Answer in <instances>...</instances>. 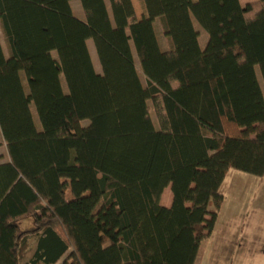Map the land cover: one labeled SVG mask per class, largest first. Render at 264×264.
Masks as SVG:
<instances>
[{"label": "trees", "instance_id": "16d2710c", "mask_svg": "<svg viewBox=\"0 0 264 264\" xmlns=\"http://www.w3.org/2000/svg\"><path fill=\"white\" fill-rule=\"evenodd\" d=\"M70 1L0 0V264H195L227 173L264 178V0Z\"/></svg>", "mask_w": 264, "mask_h": 264}, {"label": "rangeland", "instance_id": "374dc122", "mask_svg": "<svg viewBox=\"0 0 264 264\" xmlns=\"http://www.w3.org/2000/svg\"><path fill=\"white\" fill-rule=\"evenodd\" d=\"M131 1L133 4V7H134L136 17L139 19L141 17L140 15L144 12L142 0H131ZM256 1L257 0H239V3L242 7H244L248 4L254 3ZM76 2H77V4H76ZM72 6H73L74 15L78 19L84 20L85 17H84V13H83L81 5H80V1L74 0L72 2ZM107 7H109L108 3H107ZM193 24H194L195 29L197 31H199V33H200L199 34L200 35V38H199L200 45L202 47H204L203 45H204V43H206L208 36H207L206 32L197 24V22L195 20H193ZM154 29H156V33H157V37H158V41L160 43L161 49L165 48L166 47V44H165L166 39L164 38L160 21H158L154 24ZM0 42H1L2 48L4 50L5 56L8 57L9 56V49H8L4 34L2 32L1 26H0ZM89 48H90V55L92 58V62H93L95 71L97 74H101V67H100L99 61L97 59V55H96V52L94 49L93 42L91 40L89 43ZM133 56H134L135 65H136V69H137L139 78L141 80L142 85L145 87L146 81H145V78L142 74V71H141V68H140V65H139V62L137 60V57H136L134 50H133ZM256 76H257L259 85L262 89V92L264 94V84L262 82V78H261V75H260L258 68H256ZM21 77L23 80V85L25 87V90H27L26 80H25L23 73H21ZM61 84H62L64 91L66 92L67 91L66 84H65L64 79L62 77H61ZM149 106L152 107L150 103H149ZM30 108H31V112L33 114V118H34L36 127L38 130H40L41 126H40V123L38 121V117H37L35 108L33 105H31ZM150 115H151V119H152L154 125L156 127H158L157 120L155 118V114H154L152 109H151ZM83 124L86 125L85 122ZM0 142H2L1 135H0ZM230 172H231V176H235L234 174H239V176H241L240 178H252V179H254L253 177L238 173V172L233 171V170H231ZM230 178H233V177H230ZM228 180L224 184H222L221 189H220L221 194L224 196V202H223V205H222V207L218 213V218H217L215 228L212 232L211 237L206 239V240H203L201 242L195 264H208L209 256H211V255L213 256L214 253H218L219 248L224 247V246L230 248V252L233 255V260L238 261L239 247L241 244V237H242L241 232H240V225L242 223L241 219L244 216V210L248 206L246 200L252 196V194H251L252 193V191H251L252 187H251V185L250 186L248 185L247 186L248 190L246 192H243V194H242L243 199L241 198L242 200H239L238 196L240 198V191H241L240 187L237 189H232L231 185H230V180L229 181ZM170 196L172 197L170 189L167 188L165 190V195L163 198H165V197L169 198ZM244 199H245V201H244ZM250 205H249L250 215H249L248 222L250 223L249 228L251 227L250 229H252V231H253L252 234H254V232H255L254 229L256 227L255 223L258 221L256 219L255 215L258 211L256 209L252 208L253 205H251V206ZM262 233L264 234V230H262ZM255 239L256 238L251 239L252 240L251 242L253 244L257 241V240L255 241Z\"/></svg>", "mask_w": 264, "mask_h": 264}, {"label": "crops", "instance_id": "0c3cea01", "mask_svg": "<svg viewBox=\"0 0 264 264\" xmlns=\"http://www.w3.org/2000/svg\"><path fill=\"white\" fill-rule=\"evenodd\" d=\"M73 1L74 0L70 1L72 10H73V6H72ZM76 4H77V2H76ZM73 13H74V11H73ZM143 14H144V12L140 16H142ZM80 20H82V19H80ZM158 21H160V20L156 19L154 21V24ZM155 34L157 37L156 29H155ZM199 38H200V35H199ZM157 40H158V37H157ZM89 43H90V40L87 41V46H88V49L90 52ZM158 43H159V41H158ZM165 44H166V47L162 49L163 51L167 49V42H165ZM205 44L206 43H204L203 46H205ZM199 45H200V42H199ZM159 46H160V43H159ZM200 47L203 48L201 45H200ZM160 48H161V46H160ZM3 52H4V50H3ZM0 135H1V133H0ZM0 143L3 144V139H2V142H0ZM8 162H9V158L7 155V151H6L5 146L3 145L0 147V164H7ZM230 171L227 173L223 184L230 177H233V178L229 179L230 185H231L232 189H237L240 187L241 191H240V198L238 196L239 200L243 199L242 194H243V192H246L248 190L247 186L251 185V187H252L251 188L252 189L251 190L252 196L249 199L246 198L247 199L246 202H247L248 206L244 210V216L241 219L242 223L240 225V232H241L242 237H241V244L239 247L238 261L233 260V255L230 252V248L224 246V247L219 248V250H218L219 252L214 253L213 256L210 254L211 256H209L208 264H264V234L262 233V230H264V178H262V179H258L255 177H253L254 179H252V178H240L241 176H239V174H234L235 176H231ZM247 176H249V175H247ZM250 177H252V176H250ZM164 195H165V191L162 194L160 204H161V206H163L165 208H169L172 204V197L170 196L169 198L168 197L163 198ZM244 201H245V199H244ZM250 204L253 205L252 208H254L258 211L257 212L258 214L256 213V215H255V217L258 221L255 223L256 227L254 229V231H255L254 234H252L253 231H252V229H250L251 227L249 228L250 223L248 222L249 215H250V208H249ZM19 224H20L22 229H28L31 227V222L28 220L21 221ZM253 237L256 238L255 241L257 240L254 244L251 242L252 241L251 239H254ZM29 246H30V252L27 255V260L33 254V251L35 248V239H32L30 241ZM196 259H197V257H196ZM195 262H196V260H195Z\"/></svg>", "mask_w": 264, "mask_h": 264}]
</instances>
